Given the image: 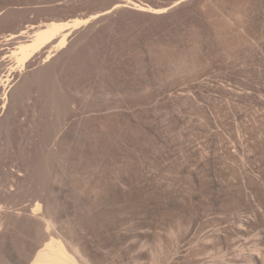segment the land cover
I'll return each mask as SVG.
<instances>
[{
    "label": "rangeland",
    "instance_id": "374dc122",
    "mask_svg": "<svg viewBox=\"0 0 264 264\" xmlns=\"http://www.w3.org/2000/svg\"><path fill=\"white\" fill-rule=\"evenodd\" d=\"M119 1L0 0V50ZM81 26L0 88V264H30L49 234L89 264H264V0Z\"/></svg>",
    "mask_w": 264,
    "mask_h": 264
},
{
    "label": "bare ground",
    "instance_id": "6f19581e",
    "mask_svg": "<svg viewBox=\"0 0 264 264\" xmlns=\"http://www.w3.org/2000/svg\"><path fill=\"white\" fill-rule=\"evenodd\" d=\"M182 1L184 0H177L173 5L169 7L155 8L151 4L148 5L144 3H136L131 0H124L122 1L124 3H121L120 1L116 2L111 8L102 11L100 10L91 18L85 20L71 19L66 22L47 21L27 24L24 29L19 30L17 33L8 34L7 37H9V39L7 40H15V46H8L6 49L0 50V59L4 58L5 60V58H10L17 63L16 67L12 68L11 66L6 69V72L4 74L0 73V88H4L5 94L6 89L14 80V78L12 77L13 74L21 73L28 62L30 63V58L32 59L34 56H38L40 59H44V63L49 62L54 52L56 53L67 47V45L69 44L68 39L70 36V32L79 29L82 24H86L90 22V20L91 22L92 20L95 21L96 18L104 16L112 10L126 7L127 5H129L136 11L160 15L168 11V9H171L172 7L178 5ZM1 11L2 8H0V16L3 14V12ZM48 71L49 69H44V72L40 73L41 75L39 74V77H45L46 75H48ZM41 79L43 78L41 77ZM3 108L4 106L2 107V109ZM35 205L36 207L33 210H39L40 206L38 204ZM41 219L45 221V225L49 227L46 218L43 216ZM75 247L74 244H71V242L69 244V242L67 243L66 240L64 241V239L49 234V236L47 235L46 240L39 246V249L35 251L30 264H85L87 257L85 258V256L80 251L75 249Z\"/></svg>",
    "mask_w": 264,
    "mask_h": 264
},
{
    "label": "water",
    "instance_id": "95a60500",
    "mask_svg": "<svg viewBox=\"0 0 264 264\" xmlns=\"http://www.w3.org/2000/svg\"><path fill=\"white\" fill-rule=\"evenodd\" d=\"M185 1H186V0H184V1L180 2V3H183V2H185ZM180 3H179V4H180Z\"/></svg>",
    "mask_w": 264,
    "mask_h": 264
}]
</instances>
